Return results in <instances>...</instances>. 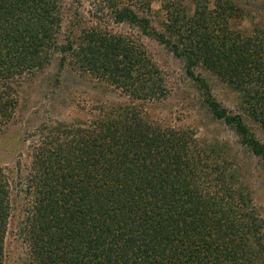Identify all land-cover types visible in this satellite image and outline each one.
I'll use <instances>...</instances> for the list:
<instances>
[{"label": "trees", "instance_id": "16d2710c", "mask_svg": "<svg viewBox=\"0 0 264 264\" xmlns=\"http://www.w3.org/2000/svg\"><path fill=\"white\" fill-rule=\"evenodd\" d=\"M238 9L201 5L191 16H169L164 32L126 6L113 19L135 24L187 68L202 64L229 83L264 130V29H226L225 19ZM60 20L58 0H0V128L11 119L24 77L53 61L57 76L68 68L116 87L130 101L101 102L84 121L42 124L31 135L37 139L26 174L19 164L14 178L0 168V264L10 190L21 183L28 264H259V219L225 168L210 162L185 131L146 122L131 103L166 92L141 46L94 27L81 30L76 44L58 42ZM204 102L264 166V143L240 116L208 94Z\"/></svg>", "mask_w": 264, "mask_h": 264}, {"label": "rangeland", "instance_id": "374dc122", "mask_svg": "<svg viewBox=\"0 0 264 264\" xmlns=\"http://www.w3.org/2000/svg\"><path fill=\"white\" fill-rule=\"evenodd\" d=\"M217 2L239 8L238 16L225 19L226 29L240 33H249L254 27L264 29V0H58L61 20L57 41L76 44L81 30L94 27L139 44L160 71L166 92L159 100L131 103L146 122L185 131L195 148L209 156L210 162L225 168L232 188L249 199L264 241V166L240 144L234 128L215 119L204 102L208 94L227 114L239 115L249 132L264 143V130L247 115L240 94L202 64L187 68L183 59L173 56L166 45L143 33L135 24L113 19L114 11L126 6L147 18L152 28L164 32L163 23H168L169 16H191L195 8L205 5L210 10ZM56 70L53 61L37 75L24 77L16 90L18 102L11 119L0 128V168L11 178L15 177L18 164L21 174H26L30 146L37 139L31 135L42 124L84 121L97 114L96 106L101 102L128 104L130 101L106 82L86 75L79 77L68 68L57 76ZM22 184L10 190L2 264H28V248L20 232L25 203ZM259 264H264V254Z\"/></svg>", "mask_w": 264, "mask_h": 264}]
</instances>
